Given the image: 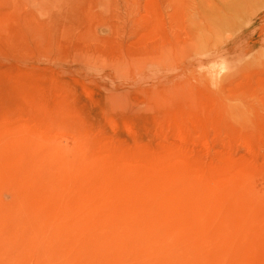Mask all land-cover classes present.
<instances>
[{
    "label": "rangeland",
    "instance_id": "1",
    "mask_svg": "<svg viewBox=\"0 0 264 264\" xmlns=\"http://www.w3.org/2000/svg\"><path fill=\"white\" fill-rule=\"evenodd\" d=\"M113 245L264 264V0H0V264Z\"/></svg>",
    "mask_w": 264,
    "mask_h": 264
},
{
    "label": "bare ground",
    "instance_id": "2",
    "mask_svg": "<svg viewBox=\"0 0 264 264\" xmlns=\"http://www.w3.org/2000/svg\"><path fill=\"white\" fill-rule=\"evenodd\" d=\"M154 241V240H152ZM156 244V243H155ZM116 250V259H113L112 262H116V264H149V261L147 258L143 257H136L132 252L131 249H124V247H121V245H113ZM112 248V247H111ZM123 248V249H122ZM103 249L102 247L100 250ZM142 250V249H141ZM146 251V250H145ZM140 252V250H139ZM150 254V253H149ZM101 255L103 256L104 260H111L106 256V252L101 251ZM137 255V254H136ZM151 255V254H150ZM138 256V255H137ZM150 257V256H149ZM156 258V257H155ZM154 259V258H153ZM159 259V258H156ZM153 261V260H152ZM157 261V260H155Z\"/></svg>",
    "mask_w": 264,
    "mask_h": 264
}]
</instances>
